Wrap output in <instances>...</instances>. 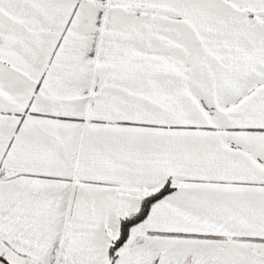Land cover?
<instances>
[{
  "label": "snow or ice",
  "instance_id": "6c2138e0",
  "mask_svg": "<svg viewBox=\"0 0 264 264\" xmlns=\"http://www.w3.org/2000/svg\"><path fill=\"white\" fill-rule=\"evenodd\" d=\"M0 264H264V0H0Z\"/></svg>",
  "mask_w": 264,
  "mask_h": 264
}]
</instances>
